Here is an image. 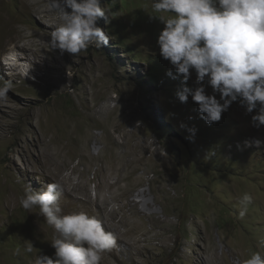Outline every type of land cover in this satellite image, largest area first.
I'll return each instance as SVG.
<instances>
[{
    "label": "rangeland",
    "instance_id": "obj_1",
    "mask_svg": "<svg viewBox=\"0 0 264 264\" xmlns=\"http://www.w3.org/2000/svg\"><path fill=\"white\" fill-rule=\"evenodd\" d=\"M48 2L0 0V85L13 82L0 102V264L54 256L53 228L19 203L29 185L52 182L64 189L63 214L87 212L116 234L101 264L264 256V126H253L255 111L233 102L209 125L191 96L179 101L183 77L166 74L176 71L160 55L153 0H101L112 13L98 21L109 41L79 56L51 50L57 16ZM195 80L193 70L187 86ZM244 193L252 203L240 219Z\"/></svg>",
    "mask_w": 264,
    "mask_h": 264
},
{
    "label": "clouds",
    "instance_id": "obj_2",
    "mask_svg": "<svg viewBox=\"0 0 264 264\" xmlns=\"http://www.w3.org/2000/svg\"><path fill=\"white\" fill-rule=\"evenodd\" d=\"M48 9L57 16L48 42L51 50L79 56L90 47L108 43L109 36L98 21L112 13L101 6V0H49ZM150 18L164 25L157 44L161 57L176 71L175 76L171 70L166 74L173 79L183 77L176 91L181 103L191 96L200 118L211 125L239 101L247 113L255 111L253 126H264V0H153ZM31 69L25 66L21 70L24 79ZM193 70L195 88L187 86ZM12 85L11 80L0 85V102L8 99ZM207 86L214 94H207ZM188 131L195 136V128ZM63 191L57 182L43 191L29 185L19 198L24 210L38 208L54 230V256L40 254L34 264H101L104 254L116 248V234L106 231L103 222L87 212L63 214L59 203ZM238 203V215L243 219L252 196L244 193ZM33 248L29 242L24 251L31 253ZM242 264H264V256L253 252Z\"/></svg>",
    "mask_w": 264,
    "mask_h": 264
},
{
    "label": "bare ground",
    "instance_id": "obj_3",
    "mask_svg": "<svg viewBox=\"0 0 264 264\" xmlns=\"http://www.w3.org/2000/svg\"><path fill=\"white\" fill-rule=\"evenodd\" d=\"M12 39H14V38H12ZM15 58V55H14V53H10V54H8V55H6V58H5V61H7L9 64H12V63H14V59Z\"/></svg>",
    "mask_w": 264,
    "mask_h": 264
}]
</instances>
